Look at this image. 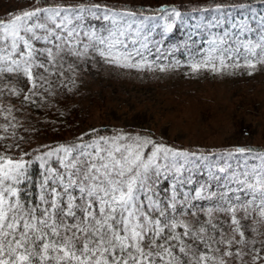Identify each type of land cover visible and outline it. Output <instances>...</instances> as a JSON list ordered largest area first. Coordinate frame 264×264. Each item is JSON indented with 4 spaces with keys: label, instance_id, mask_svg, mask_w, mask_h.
Returning a JSON list of instances; mask_svg holds the SVG:
<instances>
[{
    "label": "snow or ice",
    "instance_id": "snow-or-ice-1",
    "mask_svg": "<svg viewBox=\"0 0 264 264\" xmlns=\"http://www.w3.org/2000/svg\"><path fill=\"white\" fill-rule=\"evenodd\" d=\"M228 6L246 7L220 2L215 10ZM162 11L181 16L176 8ZM91 19L106 24L97 28ZM147 19L103 0H29L0 20V78L23 75L35 89L34 69H62L65 58L90 54L143 69L145 61L134 58L148 47ZM250 30L240 25L241 35ZM258 65H264V36L259 42L237 36L232 47L226 32L190 67L214 73L246 67L253 75ZM80 141L37 150L43 170L38 204L23 197L22 186L31 182L24 157L31 154L0 152V264H264V239L256 238L264 237L256 227L264 225V150L236 146L205 154L123 131ZM203 200L211 206L195 203Z\"/></svg>",
    "mask_w": 264,
    "mask_h": 264
},
{
    "label": "rangeland",
    "instance_id": "rangeland-1",
    "mask_svg": "<svg viewBox=\"0 0 264 264\" xmlns=\"http://www.w3.org/2000/svg\"><path fill=\"white\" fill-rule=\"evenodd\" d=\"M108 1L121 4L153 0ZM202 1L173 0L164 7L176 8L180 17L162 11L164 8L152 13L135 11L141 19L148 17L143 25L148 47L134 58L145 61L143 69L115 66L90 54V58L80 61L65 58L62 69H34L38 85L35 89L23 75L0 78V138H5L0 139V152L8 149L15 157L27 152L31 156L24 158L36 162L37 150L45 152L60 145L80 143L71 138L104 127L114 128L113 133L105 136L121 131L140 133L169 146L203 150L205 154L236 146L264 150V65H258L253 75H248L246 67L228 68L221 73L210 69L193 72L190 67L206 58L213 37L226 32L232 47L237 36L242 41L259 42L264 36V2L244 3V8L228 6L219 12L215 5L192 8ZM28 4L29 0H0V20H7ZM89 22L97 28L106 24L95 19ZM242 23L251 29L243 35L239 31ZM240 51L247 54L243 48ZM257 54H261L260 49ZM226 62L231 64L234 60ZM239 63L243 65V56ZM160 65L167 66V70L160 71ZM53 72L57 74L51 75ZM41 83L43 87L39 86ZM13 88L19 95L11 91ZM63 112L71 116V128L63 136H52L43 128L44 116ZM195 203L202 208L211 206L207 200ZM256 227L264 232V225ZM256 247L261 246L258 243Z\"/></svg>",
    "mask_w": 264,
    "mask_h": 264
},
{
    "label": "trees",
    "instance_id": "trees-1",
    "mask_svg": "<svg viewBox=\"0 0 264 264\" xmlns=\"http://www.w3.org/2000/svg\"><path fill=\"white\" fill-rule=\"evenodd\" d=\"M254 1H262L264 0H204L200 2L199 4L192 6V8H199L203 6H211L215 5L216 3L223 2L226 5L229 4H238V3H248V2H254ZM104 3H108L112 5L113 7L117 8H131L133 11L138 12H158L165 6L171 5L173 0H153L152 2H146V3H110L108 0L103 1ZM157 2V3H156ZM183 7V6H180ZM45 120L43 123V128L50 132L52 136H63L69 132V129L71 128V116L66 113H57L54 115H45ZM114 128H98L96 129V132L91 131V133H85L82 135H75V137H72V140H80L81 137H83L84 140H89L90 138L96 137L97 135H108L110 133H113ZM71 141L70 139H68ZM28 174L31 177V182L27 183L26 185H23L24 188L23 197L25 200L37 203L38 197H39V182L41 179L42 171L39 167V164L37 162H31L29 164L28 168Z\"/></svg>",
    "mask_w": 264,
    "mask_h": 264
}]
</instances>
